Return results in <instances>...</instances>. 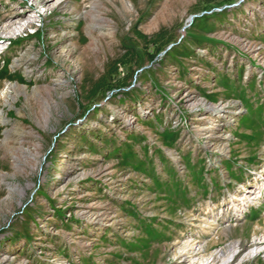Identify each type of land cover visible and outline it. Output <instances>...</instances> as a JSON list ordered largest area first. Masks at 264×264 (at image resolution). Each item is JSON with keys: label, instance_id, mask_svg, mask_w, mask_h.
Instances as JSON below:
<instances>
[{"label": "rangeland", "instance_id": "obj_1", "mask_svg": "<svg viewBox=\"0 0 264 264\" xmlns=\"http://www.w3.org/2000/svg\"><path fill=\"white\" fill-rule=\"evenodd\" d=\"M263 175L264 0H0V264H264Z\"/></svg>", "mask_w": 264, "mask_h": 264}, {"label": "bare ground", "instance_id": "obj_2", "mask_svg": "<svg viewBox=\"0 0 264 264\" xmlns=\"http://www.w3.org/2000/svg\"><path fill=\"white\" fill-rule=\"evenodd\" d=\"M264 176V175H263ZM254 181H257V178H253ZM264 195V177H263V181L261 184H256L255 186L253 185V187L251 186V188L249 189H244L243 190V194H241L239 197H236L234 196L233 197V200H232V204H234V207L236 208L235 210L236 211H240L242 210V206L247 203V202H259V205H260V198L261 196ZM237 203V204H236ZM239 206V207H237ZM256 234V233H255ZM254 239H257V241H264V235L259 237L258 235H256L254 237ZM255 241V240H254ZM239 245H240V242H236L232 245V254L233 252H235L237 249H239ZM224 251H221L219 253H217V257L218 258H222L224 256ZM193 263V262H192ZM191 264V263H190ZM198 264H204V261H199Z\"/></svg>", "mask_w": 264, "mask_h": 264}, {"label": "water", "instance_id": "obj_3", "mask_svg": "<svg viewBox=\"0 0 264 264\" xmlns=\"http://www.w3.org/2000/svg\"><path fill=\"white\" fill-rule=\"evenodd\" d=\"M194 17H191L190 20H192ZM186 27L183 28V30L185 29Z\"/></svg>", "mask_w": 264, "mask_h": 264}]
</instances>
